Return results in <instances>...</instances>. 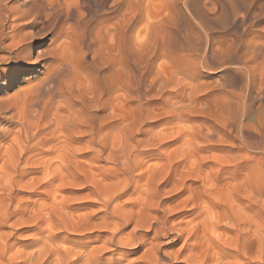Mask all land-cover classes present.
I'll list each match as a JSON object with an SVG mask.
<instances>
[{
  "label": "bare ground",
  "instance_id": "6f19581e",
  "mask_svg": "<svg viewBox=\"0 0 264 264\" xmlns=\"http://www.w3.org/2000/svg\"><path fill=\"white\" fill-rule=\"evenodd\" d=\"M61 1L38 0L21 13L6 4L13 7V12L10 11L5 36L8 41L3 43L0 20V90L5 89L6 93L21 82L24 72L28 73L25 84L21 85L22 91L16 90L10 96L0 95V264H264L263 78L256 83L255 79L253 82L244 80L247 90V95L242 92L244 96L227 90L219 79L220 84L215 88L220 91L221 98L217 97V101L221 111L216 108L219 111L216 112L223 113V118L215 119L201 110L197 116L189 118L191 121L185 120L197 123L191 131L188 128L180 133L187 164L203 160L199 157L204 150L221 153L220 159L204 164L205 167L207 164L204 173L198 170L193 175L192 169L188 171L183 162L187 172L178 181H172L165 173L164 161L156 175L152 173L141 183L136 195L137 184L132 186L130 194H125L139 177L131 176L133 168L139 164L136 145L158 149L162 144L158 142L159 137L156 139L154 127L148 125L154 119L153 113L144 110L146 106L142 103L140 114L136 113L140 101L138 88L144 82L150 58L141 61L144 62L141 66L134 53L136 44L123 43L124 47L118 44L120 32L116 24L112 41L101 42L97 24L94 29L89 26L90 16L80 15L78 8L72 5L62 6ZM81 1L85 5L90 0ZM114 2L117 5V0ZM1 7L5 13V8ZM112 12L116 18V7ZM68 21L73 22L67 25ZM64 34L70 38L68 42L60 40ZM167 38L169 41L170 37ZM253 45L250 52L258 54L261 47ZM102 46L113 53V62L103 58ZM160 46L163 47L162 42ZM90 47L93 65L79 68L74 59L84 55L83 49ZM190 59L192 61L193 57ZM186 70L183 72L189 71ZM241 75L244 74L234 73L233 78L242 79ZM255 76L256 73L249 77ZM192 85H196L195 81ZM117 89L122 91L121 96V92L115 93ZM200 97L198 95V99ZM172 98L175 101L171 105L170 101L167 103L171 106L167 112L176 115L171 118L165 117L166 114L165 121L160 122L162 127L174 122L185 123L184 95L175 91ZM254 99L262 106L260 130H252L253 122L248 123L252 124V129L244 124ZM107 107L112 112L110 121L103 118ZM207 107L213 109L215 104L208 103ZM175 127L179 129L178 125ZM101 161L111 164L110 175H104ZM200 165L199 169H203ZM140 167L143 168L141 164ZM142 172L147 171L142 169ZM173 191L182 195H178H181L178 200L173 197L175 201L171 203V195L170 198L167 195ZM90 206L97 207L90 210ZM178 211L182 213L173 218ZM93 231L98 234L84 237L81 242L69 240L70 234L88 236ZM60 233L65 235L60 236ZM179 242L177 248H172ZM120 246L130 250L119 254L114 262L106 259L107 251L119 250ZM128 255L136 256L129 260Z\"/></svg>",
  "mask_w": 264,
  "mask_h": 264
},
{
  "label": "rangeland",
  "instance_id": "374dc122",
  "mask_svg": "<svg viewBox=\"0 0 264 264\" xmlns=\"http://www.w3.org/2000/svg\"><path fill=\"white\" fill-rule=\"evenodd\" d=\"M0 1H1L0 7L3 6L5 8V13H4V10H1L2 7L0 9V20H1V22H3V23H1V27L3 29H1V27H0V29L2 30V32L4 31L2 33L3 36L1 35L2 36L1 41L3 43V42L8 41L5 36L7 35V32H8V27H7L8 23L11 20L10 15H11V12H13V7H11V6L15 7L16 10L14 9V11H16V13L18 10L20 11V12L19 11L18 12L21 13V12H23V10L26 11L29 8L30 4H32V2L34 3L38 0H36V1H34V0H0ZM47 1L50 2L52 0H47ZM221 1L223 2L222 4H224V5L221 4ZM61 3H62V6H67L69 4V5L74 6L75 8H78L80 15L88 14L90 16L89 26L91 29H94V26L97 24V31L99 32L98 35H99V40L101 42H106V41L111 42L112 41V38H113V35L115 32L114 25L116 24L118 32H120V34L119 33L117 34V37L119 40L118 44L123 45V43H125V44L128 43L127 44L128 46H129V44H132V43L134 45L136 44L135 46H133V44H132V46L134 48L135 56L137 54L136 57L138 58V60L140 62L144 61L145 59H148V57L150 58L149 64L147 66V71L144 75V82H141V85L138 88V93H139L138 95H139L140 101L138 102V107H137L138 110L136 111V113L138 115L140 114V110H139L140 103H142L146 106L144 110H148L149 112L153 113L154 119L153 120L151 119L150 122L148 123V125L149 126L152 125L154 127V128L153 127H149V128H153V132L156 133V139L159 137V140H161V141H158V142H160L162 144H160L161 146H159L158 149L155 146L150 147V146L145 145L144 146L145 148H144L143 145L142 146L138 145V144L136 145V149H138V147H139V149L136 150L139 153L138 158L140 159V160L138 159V161H139L138 166L140 167V164H141V166L143 168L140 167V169H139V167L137 166V167L133 168L134 170L132 169L133 172H131L132 173L131 176L135 177V174H136V177L137 176H139V177H137L138 180L135 179L136 181L135 180L133 181V184L131 185V187L126 189L125 194H128V193L130 194L132 192L131 191V189L133 188L132 186L137 184L134 187V195H136L137 191L141 187V183H143V181L149 175L150 176H152L153 174L156 175L158 173V171H160L162 169V166L164 164H165V168H164L165 173L167 175L169 174L168 176L171 178V180L173 179L172 181H178V179L184 175L183 173L187 172V171H185V169H186L185 166H187L188 171L192 169L191 173H193V175H194V174H196V171H198V170H200V171L202 170V172L204 173V171L207 170L208 162H210L211 160L214 161L213 159H215V160L220 159L221 153L219 151H216V150H207L206 151V150H204V151H202L204 156L201 153V155L199 157V158H203V160L198 159V157H197V159H198L196 162V163H198L197 165H196V163H194V161H191L192 163L187 164L186 160L184 161V157L182 154L183 149L185 147L182 143L183 139H181L182 135H180V133H182L183 131L185 132L186 130H188V128L190 131H191V128L192 129L196 128L197 123H195L193 121L190 122L191 120L189 118L193 117L195 115L197 116L198 113H201L202 111L207 116H212L215 119L218 118V120H219V119L223 118L222 117L223 113H218L219 111L216 109V108H218L220 110V108H219L220 106H219V102H218L219 100L217 101V97L221 98V95H219L220 91L216 90L217 88H215L216 84H220V83L224 84L225 83V88H227V90H229V91L231 90L235 94L241 93L240 95H243L246 93L245 95H247V90L245 89V83L248 80L253 82L252 79H255L254 82L256 83V82H259L260 80L262 81V78H263V81H264V66H263L264 65L263 64L264 63L263 62L264 61V50H263L264 49V38H263L264 37V0H243V1L242 0H231V1L230 0H117V5L114 2V0L113 1L112 0H97L96 2H94L93 0H90L85 5L82 3L81 0H75V2H74V0H62ZM238 3L241 5H239ZM6 4L11 5V6L9 7ZM63 4H65V5H63ZM87 5H89V6L87 7ZM122 6H123V8H122ZM112 7L114 9L116 7V10H117L116 18H114V14L112 12V11H114V9ZM131 11H133V12H131ZM107 13L109 15L110 14L111 15L109 16ZM177 13H178V17H177ZM183 14L185 16H183ZM233 14H235V15H233ZM238 14L240 16H237ZM92 17H93V20H92ZM32 18H33V16L30 17L29 20H31ZM226 18H227V20H223ZM99 19H100V21H99ZM121 21H122V23H121ZM232 21H234V22H232ZM246 21H247V23H246ZM72 22L73 21H68L66 24L69 25V24H72ZM100 22H102V23H100ZM260 22H261V24H260ZM219 23H220V25H219ZM241 23H242V25H241ZM205 24H206V26H205ZM123 27H124V29H123ZM233 28L235 29L234 31H233ZM120 29H122V30H120ZM174 29L176 32L174 31ZM35 30H34V28H32V31H35ZM172 31H174V32H172ZM174 33H176V34H174ZM230 33H231V35H230ZM63 36L60 38L61 41L68 42L70 40V38L66 34H64ZM167 37H170L171 40L169 39V41H168ZM5 38H6V40H5ZM164 38H167L166 41ZM178 38H179V40H178ZM222 38H223V40H222ZM127 39H129V40L127 41ZM258 39L259 40L262 39V40H260L261 42L258 41ZM212 40L214 41V43ZM255 41H258L260 44L258 42H255ZM48 42H49V40H47V44H48ZM161 42H162L163 47L160 46ZM165 42H166V44H165ZM253 43L255 44V46L257 45V46L261 47V50L258 52V54L251 53L254 49ZM168 45H169V48H168ZM124 46L125 45H123L122 47H124ZM136 46H137L138 51H136L137 49H135ZM186 46H187V48H186ZM205 46H207V47L205 48ZM223 47H224V49H223ZM227 47H229V48H227ZM252 47H253V49H252ZM102 48H103V46H102ZM102 48L100 49V51L102 50L101 54H103L102 55L103 58L107 62H111V61L113 62V58H114L113 53L106 51L105 48H103V49ZM229 49H230V51H229ZM250 49H252V50H250ZM83 50H84L85 54L80 55V56H76V58L74 59V62L76 63L75 65H77L79 68L81 66L84 68V66L86 67V66L93 65V61H92V56H93L92 53L93 52H91L93 49H91V47H90V49H88V50H87V48H84ZM152 50H153V52H152ZM211 50L213 51V53L211 52ZM219 50H221L220 54H219ZM224 50H226V51H224ZM104 51H105V53H104ZM136 52H138V53H136ZM190 52H191V54L193 53L192 54L193 56L190 54ZM227 53H228V55H227ZM186 55L188 56L189 59L193 57V60L192 61H191V59L186 60L185 59V58H187ZM35 56H36V54L34 53L33 58H35ZM204 56L206 59L204 58ZM253 56L255 57V59ZM141 57H142V59H141ZM180 57L181 58L183 57L184 59H181ZM223 57H224V59H223ZM203 59L205 61L204 63L202 62ZM253 59H254V61H253ZM261 59H262V63H261ZM250 60H252V61H250ZM245 61H247L248 63ZM180 62H182V63H180ZM252 62H254V64ZM143 63L144 62H141L140 65L142 66ZM190 63H191V65H189ZM194 63H196V64H194ZM236 63H237V66L235 65ZM256 63H258V64L256 65ZM225 64H226V66H224ZM240 64L244 65V67L246 69L242 66H239ZM231 65H234V67ZM255 65H256V68H255ZM191 66H194L195 70L192 69V70H194L193 71L194 73L191 72L192 71L190 69V68H192ZM246 66H249V67L247 68ZM117 67H119L118 64H117ZM178 68H180V69H178ZM235 68H237V69H235ZM253 68H255L256 70L257 69H259V70H257V71L255 70V72H254ZM184 69L189 70L191 74H189L188 73L189 71H187V70H186L187 71L186 73L183 72ZM196 69H197V73H196ZM233 69L235 71H238V72L233 71ZM246 70H249V71H247L248 73H246ZM261 70H263V71L261 72ZM200 71H201V73H200ZM233 72L237 73V74H244V75H241L243 80L233 78V74H234ZM259 72H261V73H259ZM183 73L185 74L184 76L181 75ZM255 73H256V76L253 78H250V77H252V75L254 76ZM27 74L28 73L24 72L23 75L21 76V78H22L21 82L18 84H15V86L12 87L11 89H8V91L6 93H5V89H1L0 95L4 94L7 96H10V94L12 95L13 94L12 92H14L16 90L20 91V89H21V91H22L21 85L25 84V81H26L25 76ZM36 74H38V73H36ZM187 74L189 76H187ZM194 74L196 76H194ZM175 81H176V83H175ZM194 81L196 84L195 86L192 85V84H194ZM219 81H220V83H219ZM187 82L189 83V85L187 84ZM191 85H192V87H191ZM209 85H211V86H209ZM198 86H200V87H198ZM192 89H193V91H192ZM197 89H199V91H196ZM240 90H241V92H240ZM175 91H179L180 93H182V95H184V101L185 100L186 101L185 102L183 101V102H184V104H186L185 107L187 109L185 108V110L183 111V114H184L183 117H184V121L185 120H190V121H185L186 124L182 123V122H178V123L174 122L175 124H170V125H166L165 127L164 126L162 127V123H160V122H164L165 117L168 116V117L173 118L172 116L176 115V113H168L167 112V109L169 111L170 110L169 108H171L170 105L172 103H174V101H175L174 98H172V96H174V94H175ZM211 91H213V93H211ZM243 91H244V93L242 94ZM117 92H118V94H119V92H121L119 94L121 96L122 91L117 89L115 93L117 94ZM189 93H190V96H189ZM214 93H216V95ZM195 95H197V96H195ZM198 95L201 96L200 97L201 99L200 98L198 99ZM215 96H216V98H215ZM195 99H196V101H195ZM200 100H201L202 104L200 103ZM192 101H193V103H192ZM168 102L170 103V105H169L170 107L168 106V104H169ZM186 102H189V103H186ZM204 102H207V103L204 104ZM190 103L192 104L193 108L191 107ZM208 103L211 105L215 104V107H214L215 109L213 108L214 109L213 110L210 107L206 108ZM188 104L190 106H188ZM187 106L190 107L189 109H191V110H189ZM216 106H218V107H216ZM109 108L110 107H107L105 109V111L103 112L104 121L105 120L110 121V119L112 117V115H111L112 112H111V109H109ZM201 108H203V109H201ZM211 109H212V111H211ZM208 110L210 111V113L206 112ZM261 110H262V106H261L260 101L257 99L252 100L251 101L250 115H249L248 119L244 120V124H246L247 128L250 127V129H252L253 126H251V125L253 124L254 129H252V130H256V128H257V130H260V120L263 118L262 114H261ZM190 111H192V113H190ZM214 111H215V113H213ZM216 111H218V112H216ZM187 112H189V113H187ZM216 113H217L218 117L216 116ZM187 115H190V116L187 117ZM252 115H253V117H252ZM249 122L250 123L253 122V123L249 125L248 124ZM176 123L179 126V129H178V127H175V126H177ZM191 123L195 127H193V125ZM160 126H161V128H160ZM167 126H170V127L168 128ZM181 126H182L183 130L182 129L180 130ZM184 128H185V130H184ZM161 129L164 130L163 133H161V131H159ZM158 135H165V136L160 137ZM137 136L140 137V135H137ZM163 137H165L164 139H166V140H164ZM180 144H181V146H180ZM144 149H145V153H144ZM160 149H162V150H160ZM146 151H148V152H146ZM213 152H214V154H213ZM217 152H218V154H217ZM249 152H252V151H249ZM256 152L257 151H255V153ZM180 153L182 154L181 156H180ZM150 154H152V155L149 156ZM209 154H211V155H209ZM212 155H213V157H212ZM257 156H258V154H257ZM204 157H205V160H204ZM209 158H211V159H209ZM101 162H100V164L104 165V171H103L104 175H107V174L110 175V171L112 168L111 164L106 163L104 161H101ZM162 162H164V164ZM183 162L184 163L186 162L184 167H183ZM167 163H168V165H167ZM205 163H207L206 167L204 165ZM100 164L98 162L99 166H100ZM199 164H201L200 166H202L203 169H199V167H198ZM194 165H196V166H194ZM156 167L157 168L159 167V168L156 169ZM202 167H200V168H202ZM142 169L144 171H147V172H145V173L142 172ZM151 169H152V171H151ZM108 171H109V173H106ZM176 192L177 191H173V192L169 193L167 195V198H170V195H171L170 199H172L173 197H176V200L181 198L182 194L178 193V192L176 193ZM173 193H175V194H173ZM179 194H181V195L178 196ZM167 198L165 197V199L168 201ZM172 200H170L169 202H171V203L174 202L175 198L173 201ZM75 203H79V201L75 202ZM75 205L78 206L77 204H75ZM83 205H81L82 208H81V206L79 208L83 209V207H84ZM96 207L97 206L92 208V206H90L89 209L92 210V209H95ZM89 209H88V212H89ZM175 213L173 214L174 216L172 215L173 218H176V216H179L182 213V211H178ZM177 214H179V215H177ZM130 228H131V226L127 227L125 230L127 231ZM95 232H96V234H98L97 231H95ZM95 232L94 231L91 232L90 233L91 235L87 234L88 236L80 235V234H72V235L70 234L69 240L76 242V243L81 242L84 237H92L93 235H96ZM102 233L105 234L104 232H101V234ZM63 235H65V233L64 234L60 233V236H63ZM166 240H168V239H165L164 241H166ZM180 244H181V242H179L177 245H175L172 248H177ZM116 249H115V251L114 250L113 251L112 250L107 251L105 253L106 259H112L114 262V260H117V258L120 257V255L124 254V252L128 248H126V247L123 248V246H120V248L118 247L119 250H116ZM129 250L130 249H128L127 251H129ZM128 256L129 257H126V258H128L130 260V259L134 258L136 255H128Z\"/></svg>",
  "mask_w": 264,
  "mask_h": 264
}]
</instances>
